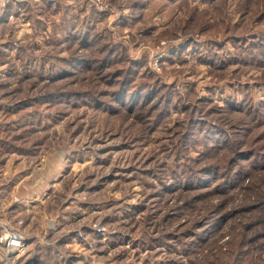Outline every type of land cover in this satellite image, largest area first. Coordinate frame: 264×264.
<instances>
[{"label":"rangeland","instance_id":"1","mask_svg":"<svg viewBox=\"0 0 264 264\" xmlns=\"http://www.w3.org/2000/svg\"><path fill=\"white\" fill-rule=\"evenodd\" d=\"M0 264H264V0H0Z\"/></svg>","mask_w":264,"mask_h":264},{"label":"built area","instance_id":"2","mask_svg":"<svg viewBox=\"0 0 264 264\" xmlns=\"http://www.w3.org/2000/svg\"><path fill=\"white\" fill-rule=\"evenodd\" d=\"M5 241L8 243L9 247H13L16 250H22L24 247L23 237L19 233H14L5 238Z\"/></svg>","mask_w":264,"mask_h":264}]
</instances>
